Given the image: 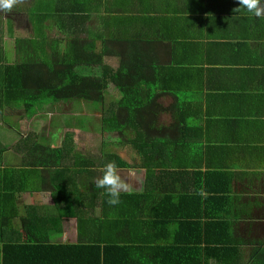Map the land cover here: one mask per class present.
I'll return each mask as SVG.
<instances>
[{"label":"crops","instance_id":"1","mask_svg":"<svg viewBox=\"0 0 264 264\" xmlns=\"http://www.w3.org/2000/svg\"><path fill=\"white\" fill-rule=\"evenodd\" d=\"M76 3L85 16L80 21L89 33L106 36L108 46L122 47L119 53L134 55L137 65L144 58L145 65L138 70L154 72L165 65L175 72H188L190 77L178 74L168 78L167 84L145 76L143 84L149 80L154 93L163 97L158 115L177 118L172 109L175 102H194L187 108L193 119L190 128L178 131L177 126L176 132L168 133V139L180 135L182 144L188 139L186 147L191 151L192 145L193 152L176 162L181 166L151 168L153 191L147 209L168 212L169 217L162 218L168 221L166 230L154 222L148 233L152 248H148L144 239L147 229L143 227V235L137 231L134 243H127L130 250L118 251L119 256L108 264H261L264 19L243 8L235 13L233 10L240 7L238 0ZM167 99L168 103L164 102ZM6 106L19 105L11 101ZM6 106L0 111V264L4 263L3 245L45 240L47 244L85 247L122 243L126 225L111 222L119 221L122 212L108 204L104 189L95 186L104 165L96 168L90 164L95 159L105 164L103 156L108 151L103 147H98L97 153L92 148L78 151L79 142L72 137L67 144L68 134L64 135L60 125H54L55 132L51 130L49 137H44L39 121L20 122L18 116L14 122L8 121L4 117ZM52 123L48 122V129ZM57 131L63 134L56 136ZM64 145L71 147L68 155L87 160L76 163L72 156L61 162L43 158L45 152ZM83 162L88 164H79ZM140 163L136 168L119 169L130 186L127 193L145 192L147 169L140 168ZM168 197L172 200L165 209L159 204ZM181 197L188 198L183 207L178 204ZM81 218L86 224L79 232ZM156 218L161 219L160 214ZM158 245L163 249H157ZM8 264L30 263L15 259Z\"/></svg>","mask_w":264,"mask_h":264},{"label":"trees","instance_id":"2","mask_svg":"<svg viewBox=\"0 0 264 264\" xmlns=\"http://www.w3.org/2000/svg\"><path fill=\"white\" fill-rule=\"evenodd\" d=\"M65 0H37L33 2L31 9L28 12V20L29 24L32 27V33L36 36L37 39L43 40L45 39V33L48 26L45 25L47 22L51 23V26L56 29L61 35L67 37L74 36H83L89 38L93 36V40L103 41L106 36L101 34L94 35L88 32L87 28H85L84 24L81 23V19H84L85 16H82L81 12L76 7V0H68V3H63ZM67 39V38H66ZM90 39V38H89ZM64 40V39H63ZM109 41V39H105ZM23 43V39L20 40ZM14 42V41H13ZM11 42L10 48L13 49L14 54L10 53V48L3 51L6 59L16 58L18 54V43L19 41H15L14 44ZM125 42H122V44ZM61 44V43H60ZM119 44V43H118ZM2 41V32L0 31V50L3 48ZM114 48L109 49L111 54H114ZM75 49L77 54L79 53L81 58L75 56V54H69L67 57L65 55L61 56L59 59L61 61L60 67L62 71H60L59 75V85L58 88H52L53 85L51 82H47L49 87L46 90H40L37 84L25 87L23 82L20 84H16V81L20 78L22 79L23 73L19 69L14 71L12 66L1 67L0 70V111L1 109L8 105L11 101H15L16 104L21 103L24 107V111L26 113L31 112L39 102V99L44 100L45 98H50L56 102L66 101V100H85V101H96L103 97L102 90L106 89L111 82H115L117 87H120L121 91L125 94V102L128 105L129 109V118L131 119L134 110L132 105L129 103H135L138 88L142 85V80L144 76L148 75L152 78H157L161 83L167 84V79L170 77H175L178 74L180 77H190L188 72L185 70L176 71L173 69H169L165 65L159 66L154 72L146 69L139 70V73L133 74V69H126L125 71H115L111 67H103L101 76L99 77H82L76 71L75 68L78 66L77 60H81L82 62H89L91 65H95L96 57L95 53H91L89 51H94L95 43L89 42ZM57 57L59 55L58 48L53 51ZM115 55V54H114ZM126 56V55H125ZM19 56H17L18 58ZM128 57V65L133 66L134 69L138 70V67H143L145 64L144 58H141L142 63L139 62L140 65H137V57L134 55L126 56ZM88 60V61H87ZM70 61V62H69ZM26 63H23L25 65ZM49 66V65H48ZM150 67V66H149ZM154 74V76H152ZM134 75V76H132ZM160 77L163 78L160 79ZM137 82L135 83V80ZM124 80H128L127 84H122L121 82ZM31 83V82H30ZM138 85V87H137ZM36 91V92H35ZM47 97H43L46 96ZM41 96V98L39 97ZM43 97V98H42ZM178 97V96H177ZM181 100L175 102L172 106L174 112L177 113V118H173V121H176L172 130L176 132L175 128L178 126V131H182L183 129L190 128L191 119L188 114H192L191 112H187V108L189 109L194 105V102L190 101H182ZM197 106V103H195ZM116 108L112 107L104 116V120L109 123L111 126H118L117 119L118 115L116 113ZM186 111V112H185ZM132 129L135 132V137L128 141L135 150L138 151L141 157V163L139 164L140 168L147 169V179H146V188L145 192L142 194L138 193H121L120 195V203L117 206L119 210H121L122 214L118 217L119 221H111L114 223H120L122 227L126 225L125 236H123V241L120 244H113L106 247H100L99 245H92L90 247H85L84 245H56V244H47L45 241L32 243V244H21V245H3L2 253H3V264H8L9 262L15 259H25L30 264H108L111 260H114L119 255L118 251H129L130 247L127 243H134V238L136 237L137 231L141 232L143 235V227L147 229L146 234L144 235V239L148 245V248H152L150 246V242H148V233L152 227V224L155 222L157 224H161L165 227L167 220L162 219L169 217L168 212H152L150 208L147 209V206L151 204L150 202V193L153 191L150 187V174L152 165H156L158 168L168 169L169 167L181 166L177 165L180 162L182 156L186 153L193 152V146L191 145V151L187 149L188 139L185 143H180L181 139L180 135L175 134L174 137H170V139H150L152 137V129L142 127L138 123H136L133 119L130 123ZM167 134L170 131L166 132ZM151 135V136H150ZM184 135H182L183 137ZM184 140V139H183ZM72 141V135H66L65 142L70 145ZM70 142V143H68ZM64 145L63 149L52 150V152H45L43 154V158L46 160H51L55 158L56 160H60V162L72 155H68L70 152V146ZM52 153V154H51ZM100 155L102 156V151H100ZM76 159V163L78 160H87L85 157H80L78 155L72 156ZM105 160V164L110 161H115L118 169H129L133 168V166L129 165L127 162L123 161L120 157L115 154H106L103 156ZM102 160V159H101ZM80 165H86L88 163H79ZM92 165H96V168H99L98 165H105L104 163L99 162L98 159H95V162L90 163ZM37 166V165H31ZM138 166V165H136ZM136 166H134L136 168ZM102 167V166H101ZM78 170V169H77ZM166 171H163L165 173ZM199 174V172H198ZM208 175H212L209 173ZM108 199L109 197L106 196ZM167 198V197H166ZM198 198V197H197ZM196 198V199H197ZM186 197L179 198V207L185 206L184 204L187 202ZM170 199H163L159 205L164 207L165 209H169ZM193 200V199H192ZM195 200V199H194ZM198 201H201V198H198ZM113 211H115L114 207ZM148 213V218H143L142 215H146ZM154 213V214H153ZM160 214L161 219H154ZM155 215V217H154ZM179 218L182 215L178 216ZM156 220V221H153ZM103 223V222H102ZM1 224V223H0ZM85 221L79 220V232H81L84 226ZM3 225V224H1ZM142 225V228H141ZM157 226V225H156ZM2 234V230L0 231ZM127 246V247H125ZM153 249H155L153 247ZM157 249H163V246L158 245ZM117 255V256H116ZM109 258V259H108ZM264 264V258L263 262Z\"/></svg>","mask_w":264,"mask_h":264},{"label":"rangeland","instance_id":"3","mask_svg":"<svg viewBox=\"0 0 264 264\" xmlns=\"http://www.w3.org/2000/svg\"><path fill=\"white\" fill-rule=\"evenodd\" d=\"M37 0H22L13 7L11 12H0V31L2 32L3 48L0 50V70L1 67L12 66L13 70L19 69L23 73L22 79H18L16 84L23 82L24 86L28 87L29 84L40 86V90H46L49 85L47 82H51L52 88H58L60 83L59 73L62 71L60 67L61 56L69 54H75L81 58L80 54L72 47L78 48L85 43L94 42V51L96 62L95 65H91L89 62H82L77 60L78 66L75 71L82 77H99L103 67H111L115 71H125L126 69H133V74L139 73V70L134 69L133 66H127L128 57L119 53L122 47H115V54H111L108 51L109 41L105 39L103 41L91 40L93 36L89 38L83 36L67 37L61 35L56 29L51 26V23L47 22L48 26L45 39H37L34 33H32V27L29 24L28 12L32 7L33 2ZM67 38V39H66ZM23 39V43L20 40ZM64 39V40H63ZM19 41L17 58L6 59L3 51L8 53L6 49L10 48L11 42ZM13 42V44H14ZM61 43V44H60ZM116 46V45H115ZM58 48L59 55H55L53 52ZM10 53L14 54L13 49L10 48ZM93 53V54H94ZM70 56V55H69ZM88 61V60H87ZM70 62V61H69ZM23 63H26L23 65ZM125 63L127 65H125ZM49 65V66H48ZM136 73V74H137ZM132 75V76H134ZM146 76V75H145ZM145 76L142 80V85L138 88V95L135 103H129L132 105L134 114L132 118H129L128 105L125 102V94L121 91L120 87H117L115 82L109 83L108 87L102 90L103 97L96 101H85L80 99L66 100L56 102L50 98L44 100L39 99V102L34 106L31 112L26 113L24 107L19 103L17 107H5L6 115L4 116L8 121H13L15 117H19V121L33 120L42 123L44 130V137H49L50 131L53 130L54 125H60L63 128L64 135L71 134L72 137L78 143V151L85 152L88 149H93L97 153L98 147H103L111 154H115L118 157L121 156L123 161L129 165L136 166L141 162L138 155V151L128 143L135 137V132L132 129L130 123L134 121L146 127L152 129L153 133L150 139H165L168 140V129L172 133V127L176 121H173L171 117H164L158 115L159 103L163 97L154 93L149 80L143 84ZM31 82V83H30ZM129 81L124 80L121 83L127 84ZM137 79L135 80V83ZM138 87V85H137ZM36 92V91H35ZM41 98V96H39ZM43 97H47L43 96ZM42 97V98H43ZM165 100L164 102H167ZM168 103V102H167ZM116 108L118 115V126H111L104 120L105 114L112 108ZM17 110L19 112H13ZM54 113V114H52ZM172 114V112H170ZM25 115V116H24ZM17 121V122H19ZM28 121V123H30ZM52 121L50 129H48V122ZM20 124V123H19ZM30 127V125H29ZM74 127L78 130L74 131ZM49 130V131H48ZM48 132V135L46 133ZM63 132L55 133L56 136L62 135ZM150 135V136H151ZM105 146V147H104Z\"/></svg>","mask_w":264,"mask_h":264},{"label":"clouds","instance_id":"4","mask_svg":"<svg viewBox=\"0 0 264 264\" xmlns=\"http://www.w3.org/2000/svg\"><path fill=\"white\" fill-rule=\"evenodd\" d=\"M21 2L22 0H0V12H11L13 7ZM238 3L240 7L233 10L235 13L243 8L257 18L264 19V4L261 0H238ZM100 171L102 176L97 178L96 188L105 190L104 194L109 197L107 201L109 205H118L121 202V193H127L130 190L129 184L121 178L115 161L107 162Z\"/></svg>","mask_w":264,"mask_h":264}]
</instances>
